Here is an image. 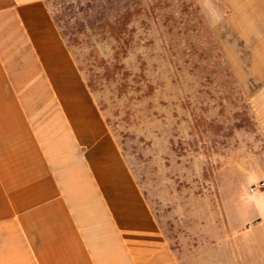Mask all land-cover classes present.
<instances>
[{"label":"rangeland","instance_id":"rangeland-1","mask_svg":"<svg viewBox=\"0 0 264 264\" xmlns=\"http://www.w3.org/2000/svg\"><path fill=\"white\" fill-rule=\"evenodd\" d=\"M51 12L171 242L224 219L252 229L264 135L248 96L264 79V28L233 27L219 0H55Z\"/></svg>","mask_w":264,"mask_h":264},{"label":"crops","instance_id":"crops-1","mask_svg":"<svg viewBox=\"0 0 264 264\" xmlns=\"http://www.w3.org/2000/svg\"><path fill=\"white\" fill-rule=\"evenodd\" d=\"M53 1L0 0V264H264V195L262 219L247 232L224 219V231L203 225L171 242L95 103ZM219 1L233 27L264 28V0ZM248 104L264 135V79Z\"/></svg>","mask_w":264,"mask_h":264},{"label":"built area","instance_id":"built-area-1","mask_svg":"<svg viewBox=\"0 0 264 264\" xmlns=\"http://www.w3.org/2000/svg\"><path fill=\"white\" fill-rule=\"evenodd\" d=\"M264 188V182H260L255 186L250 187L249 193H259Z\"/></svg>","mask_w":264,"mask_h":264}]
</instances>
